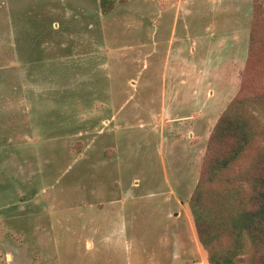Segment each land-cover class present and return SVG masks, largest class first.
I'll use <instances>...</instances> for the list:
<instances>
[{"label":"rangeland","instance_id":"obj_1","mask_svg":"<svg viewBox=\"0 0 264 264\" xmlns=\"http://www.w3.org/2000/svg\"><path fill=\"white\" fill-rule=\"evenodd\" d=\"M0 0V264H208L188 200L264 0Z\"/></svg>","mask_w":264,"mask_h":264},{"label":"trees","instance_id":"obj_2","mask_svg":"<svg viewBox=\"0 0 264 264\" xmlns=\"http://www.w3.org/2000/svg\"><path fill=\"white\" fill-rule=\"evenodd\" d=\"M261 3L253 2L247 64ZM188 207L208 264H264V84L247 69L210 130Z\"/></svg>","mask_w":264,"mask_h":264}]
</instances>
